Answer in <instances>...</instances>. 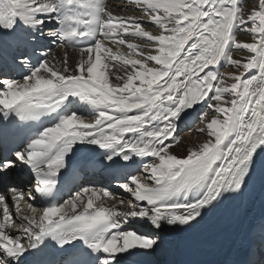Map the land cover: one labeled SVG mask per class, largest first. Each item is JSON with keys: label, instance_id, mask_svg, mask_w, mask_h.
I'll list each match as a JSON object with an SVG mask.
<instances>
[{"label": "snow or ice", "instance_id": "6c2138e0", "mask_svg": "<svg viewBox=\"0 0 264 264\" xmlns=\"http://www.w3.org/2000/svg\"><path fill=\"white\" fill-rule=\"evenodd\" d=\"M249 3L131 0L137 17L107 0H0V264L48 249L124 264L264 192V0ZM185 129L204 141L186 146ZM97 163L107 184L77 185Z\"/></svg>", "mask_w": 264, "mask_h": 264}, {"label": "bare ground", "instance_id": "6f19581e", "mask_svg": "<svg viewBox=\"0 0 264 264\" xmlns=\"http://www.w3.org/2000/svg\"><path fill=\"white\" fill-rule=\"evenodd\" d=\"M112 11L121 12V8L112 7L119 4L123 6L125 14L141 16L138 7L131 4V0H107ZM244 7L250 10L253 6L244 0ZM149 30L156 31L151 24H145ZM240 40H250L246 34H238ZM126 51L127 49H122ZM62 51L55 48L50 55L57 58ZM246 53H234V58ZM70 62L77 59L78 54L69 50ZM231 67L222 71H232ZM199 127V125H197ZM205 136L197 134L195 130L182 133V142L186 146L203 142ZM184 150L181 149V154ZM23 204V202H22ZM264 192L257 186L249 194L237 200L225 201L210 212L199 225L188 231H169L161 233L163 243L157 252L151 255L137 254L126 257L124 264H228L241 258H251L258 253V244L264 240ZM25 215L28 213L25 212ZM15 223H19L16 220ZM250 250V252H249Z\"/></svg>", "mask_w": 264, "mask_h": 264}, {"label": "rangeland", "instance_id": "374dc122", "mask_svg": "<svg viewBox=\"0 0 264 264\" xmlns=\"http://www.w3.org/2000/svg\"><path fill=\"white\" fill-rule=\"evenodd\" d=\"M248 2H249V0H248ZM245 3H247V2H244V5H245ZM263 206H264V204H263Z\"/></svg>", "mask_w": 264, "mask_h": 264}]
</instances>
